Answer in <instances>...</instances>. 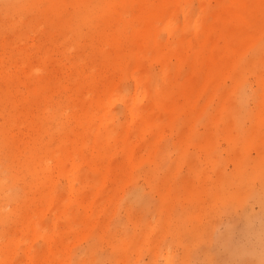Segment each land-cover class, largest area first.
<instances>
[{"label": "rangeland", "instance_id": "rangeland-1", "mask_svg": "<svg viewBox=\"0 0 264 264\" xmlns=\"http://www.w3.org/2000/svg\"><path fill=\"white\" fill-rule=\"evenodd\" d=\"M0 264H264V0H0Z\"/></svg>", "mask_w": 264, "mask_h": 264}]
</instances>
